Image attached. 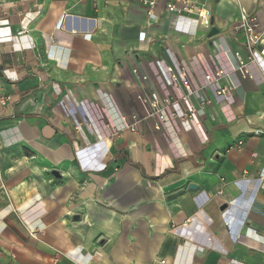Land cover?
I'll return each mask as SVG.
<instances>
[{"label": "crops", "instance_id": "obj_1", "mask_svg": "<svg viewBox=\"0 0 264 264\" xmlns=\"http://www.w3.org/2000/svg\"><path fill=\"white\" fill-rule=\"evenodd\" d=\"M169 1L0 0V264H264V78L234 30L264 2L190 0L208 37ZM157 61L194 87L227 71V98L203 91L206 138L174 108L173 131L146 117L139 95L183 92Z\"/></svg>", "mask_w": 264, "mask_h": 264}, {"label": "built area", "instance_id": "obj_2", "mask_svg": "<svg viewBox=\"0 0 264 264\" xmlns=\"http://www.w3.org/2000/svg\"><path fill=\"white\" fill-rule=\"evenodd\" d=\"M146 10L148 16L154 15V10L159 0H134ZM264 2V0H262ZM165 11L177 16L191 18L198 22L199 25L209 30L211 27L210 11L202 6H198L190 0H170L165 5ZM234 30L240 34L241 40L248 51V60L255 62L263 72L264 78V24H262L255 13H248L240 11L239 16L234 25ZM237 70L244 75L247 73V63L244 62L238 52L233 53ZM156 66L159 69L160 76L166 86L173 87L175 89L182 88L183 92L172 100V96L165 95L160 96L158 92H150L147 95H139L138 98L146 112L147 116H156L155 129L160 130L172 129L169 125V114L171 108H174L171 113L176 114L181 119L186 117L190 118L195 127L205 137L201 128V107L208 102L204 97L203 91L208 87H213V91L216 96L221 99L227 98L234 90L235 86L231 83L227 71L212 62V68L203 72L202 83L194 87L189 79L188 69L180 64L173 62L171 67L166 69L162 68L160 62H156ZM264 90V82H263ZM195 98L199 106L196 107L191 102V99ZM9 101V96L1 92L0 88V106L6 104ZM182 102L185 109L178 110V102ZM132 121L127 122L126 117H122L120 128H127L132 131L136 129V116H131ZM145 118V117H144ZM173 131V129L171 130ZM206 138V137H205ZM238 145H242V141L239 140ZM255 155V153H253ZM165 260L160 259L158 264H164Z\"/></svg>", "mask_w": 264, "mask_h": 264}, {"label": "water", "instance_id": "obj_3", "mask_svg": "<svg viewBox=\"0 0 264 264\" xmlns=\"http://www.w3.org/2000/svg\"><path fill=\"white\" fill-rule=\"evenodd\" d=\"M210 24H211V27H210V29L208 31V34H207L208 37H212V36H214V35H216L218 33V29H217L216 26L213 25V20L212 19L210 20ZM54 174H56V172H54ZM194 187L195 186L192 185V184L189 185V188H194ZM222 208H224V206Z\"/></svg>", "mask_w": 264, "mask_h": 264}, {"label": "trees", "instance_id": "obj_4", "mask_svg": "<svg viewBox=\"0 0 264 264\" xmlns=\"http://www.w3.org/2000/svg\"><path fill=\"white\" fill-rule=\"evenodd\" d=\"M133 165H135V166H137L138 168H140V166H139L138 164H135V163H134ZM140 169H141V168H140Z\"/></svg>", "mask_w": 264, "mask_h": 264}]
</instances>
